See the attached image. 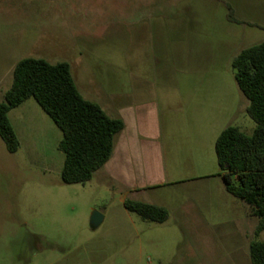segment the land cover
<instances>
[{
  "label": "rangeland",
  "instance_id": "obj_1",
  "mask_svg": "<svg viewBox=\"0 0 264 264\" xmlns=\"http://www.w3.org/2000/svg\"><path fill=\"white\" fill-rule=\"evenodd\" d=\"M226 13L221 0H0V100L20 58L68 61L81 94L105 110L156 101L174 178L137 199L164 205L168 219L143 220L100 174L62 182L61 130L48 115L50 130L36 111L20 114L18 150L0 137V264H252L259 219L212 177L219 128L255 127L223 55L264 40V28Z\"/></svg>",
  "mask_w": 264,
  "mask_h": 264
},
{
  "label": "trees",
  "instance_id": "obj_2",
  "mask_svg": "<svg viewBox=\"0 0 264 264\" xmlns=\"http://www.w3.org/2000/svg\"><path fill=\"white\" fill-rule=\"evenodd\" d=\"M227 18H236L225 2ZM236 84L248 99L246 112L254 120L250 134L237 125L225 126L215 139L214 150L226 190L249 205V214L259 219L254 234L264 230V40L242 48L231 60ZM48 114L62 132L57 148L64 153L60 171L66 184L89 181L109 160L114 140L124 121L106 113L102 106L85 98L78 89L68 61L50 62L41 57L20 58L11 85L0 100V137L7 151L19 148V139L8 112L28 98ZM124 207L143 220L164 222L166 207L127 198ZM252 264H264V239L249 242Z\"/></svg>",
  "mask_w": 264,
  "mask_h": 264
},
{
  "label": "crops",
  "instance_id": "obj_3",
  "mask_svg": "<svg viewBox=\"0 0 264 264\" xmlns=\"http://www.w3.org/2000/svg\"><path fill=\"white\" fill-rule=\"evenodd\" d=\"M221 1L224 3L225 7V2H227L233 8L236 18L241 21H230L226 13V18L230 23L264 28V0ZM238 52L230 56L224 54L222 61L225 65H231L232 58ZM211 82L212 81H197L194 83V87L208 86ZM30 98L8 112V118L16 135L17 128L14 121L20 117V114H27L31 110L36 111L42 120L48 123L49 130L53 127L52 123H50L46 117L48 114L40 105V108L36 107L35 103L30 101ZM106 108L107 110L103 109L107 114L113 117H119L124 121V128L115 136L114 149L111 157L103 167L94 173V175L100 174L102 177L108 178L114 186H118V189L123 192L122 202H124L128 195L140 199L138 194L141 191L164 185L169 181L171 182V179L174 178H172L168 172L164 141L162 140L161 142L160 139L161 121L157 115L158 110L156 101L140 100L124 104L112 102L110 105L106 106ZM224 127L222 126L219 128L218 134ZM60 139L61 137L59 140ZM216 174L217 177H212L214 178L213 180L216 187L222 190V192H228L221 176L218 175V171Z\"/></svg>",
  "mask_w": 264,
  "mask_h": 264
},
{
  "label": "water",
  "instance_id": "obj_4",
  "mask_svg": "<svg viewBox=\"0 0 264 264\" xmlns=\"http://www.w3.org/2000/svg\"><path fill=\"white\" fill-rule=\"evenodd\" d=\"M103 219V215L96 210H93L90 214V224L92 226H97Z\"/></svg>",
  "mask_w": 264,
  "mask_h": 264
}]
</instances>
